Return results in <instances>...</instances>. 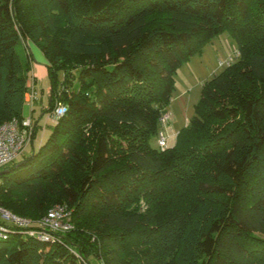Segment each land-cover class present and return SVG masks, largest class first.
<instances>
[{
    "label": "trees",
    "instance_id": "trees-1",
    "mask_svg": "<svg viewBox=\"0 0 264 264\" xmlns=\"http://www.w3.org/2000/svg\"><path fill=\"white\" fill-rule=\"evenodd\" d=\"M225 31L238 58L160 148L177 69ZM27 40L65 111L0 171V206L73 227H11L0 264H264V0H0V125L24 118Z\"/></svg>",
    "mask_w": 264,
    "mask_h": 264
},
{
    "label": "rangeland",
    "instance_id": "rangeland-1",
    "mask_svg": "<svg viewBox=\"0 0 264 264\" xmlns=\"http://www.w3.org/2000/svg\"><path fill=\"white\" fill-rule=\"evenodd\" d=\"M35 45L31 40L24 41V44L21 42L18 44V51L22 56H25L28 52L27 48L31 50L30 48H35ZM238 56L239 51L234 38L228 31H225L203 44L189 60L183 62L177 69L174 78V91L168 106L171 120L165 128L169 143H171L170 140H175L179 130L195 114V105L201 98L203 83L213 78L215 74L220 73L224 67L234 62ZM221 62L223 63L222 66ZM50 115L52 116L51 113ZM45 124V132L48 134L53 120L49 119ZM32 141L33 137L31 135L27 152L30 149ZM10 165L12 163L8 166ZM56 205H53L51 208ZM98 262L97 260H93L92 264H97Z\"/></svg>",
    "mask_w": 264,
    "mask_h": 264
},
{
    "label": "built area",
    "instance_id": "built-area-1",
    "mask_svg": "<svg viewBox=\"0 0 264 264\" xmlns=\"http://www.w3.org/2000/svg\"><path fill=\"white\" fill-rule=\"evenodd\" d=\"M220 64L223 65L222 62ZM35 98L36 95L33 94L32 100H35ZM64 111L65 107L60 104L54 110L52 116L58 117ZM170 120L169 111L164 112L159 120L162 128L159 132L158 144L162 149L168 146L169 141L165 128ZM33 126L34 123L31 117L22 120L14 118L0 125V171L25 152L30 144ZM33 224L37 227L32 228ZM13 226L20 227L24 229V232L35 235L39 239H51L54 237V233L65 232L73 227L71 209L67 205L58 204L51 208L44 217L34 222L30 218L18 216L0 206V236H5Z\"/></svg>",
    "mask_w": 264,
    "mask_h": 264
},
{
    "label": "crops",
    "instance_id": "crops-1",
    "mask_svg": "<svg viewBox=\"0 0 264 264\" xmlns=\"http://www.w3.org/2000/svg\"><path fill=\"white\" fill-rule=\"evenodd\" d=\"M30 49V52L33 54V60L31 64V70L29 72V89L26 93L23 117H31L33 119L34 126L37 127L36 136L33 142L34 146H38L49 134H46L45 132V123L51 119L53 120L52 125H54L56 120L50 115L49 112H46L50 103V85L48 78L47 59L43 51L38 46L35 45V48ZM33 94L36 95L35 100H32ZM170 141L173 142L172 140ZM31 147H33V144H31L30 149ZM97 264H99V262Z\"/></svg>",
    "mask_w": 264,
    "mask_h": 264
}]
</instances>
